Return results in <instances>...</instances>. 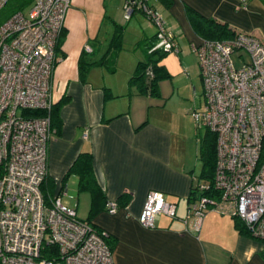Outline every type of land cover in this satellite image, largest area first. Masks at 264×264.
<instances>
[{
	"label": "crops",
	"instance_id": "obj_1",
	"mask_svg": "<svg viewBox=\"0 0 264 264\" xmlns=\"http://www.w3.org/2000/svg\"><path fill=\"white\" fill-rule=\"evenodd\" d=\"M257 1L174 0L171 8L158 0L147 4L160 14L177 48L179 42L193 48L204 39L193 29L187 7L264 41V8ZM126 3L73 0L68 13L67 35L51 90L53 104L68 98L60 109L62 125L49 146V176L55 182V195L67 196L69 185L74 183L78 195H90L91 208V194L80 192L79 177L69 173L80 154L90 153L97 182L108 201L120 204L117 213L103 210L92 220L110 234L115 264H264V243L242 235L232 216L212 208L204 216L190 212L188 199L201 170L196 172L202 132L197 131L195 141L186 139L191 142L186 145L159 114L160 106L148 104L146 109V100L155 98L130 88L137 64L145 59L143 49L135 45L157 35L159 28L138 11L130 20L124 13L121 20L120 11ZM105 16L127 27L117 71L109 73L96 67L82 82L79 59L83 50L91 52L93 43L97 61L111 44L115 29ZM122 70L125 81L116 76ZM104 88L110 89L113 99H106ZM150 191L162 192L177 210L175 217L160 214L154 227L145 228L139 218ZM125 194L130 199L124 205L119 200Z\"/></svg>",
	"mask_w": 264,
	"mask_h": 264
},
{
	"label": "built area",
	"instance_id": "obj_2",
	"mask_svg": "<svg viewBox=\"0 0 264 264\" xmlns=\"http://www.w3.org/2000/svg\"><path fill=\"white\" fill-rule=\"evenodd\" d=\"M9 1L0 0V13ZM148 1L140 7L159 28L158 48L177 50ZM72 5L73 0H34L28 16L18 12L0 23V264H115L108 232L81 221L62 196H44L55 133L48 116L22 115L51 109L57 43ZM125 10L129 19L133 9L127 4ZM193 50L205 107L192 115L199 129L216 135L215 186L222 199L217 205L198 197L190 212L204 216L212 207L240 218L264 243V41L240 31L231 40H203ZM176 210L162 192L150 191L139 221L152 228L158 215L175 217ZM107 211L117 213L116 202Z\"/></svg>",
	"mask_w": 264,
	"mask_h": 264
},
{
	"label": "trees",
	"instance_id": "obj_3",
	"mask_svg": "<svg viewBox=\"0 0 264 264\" xmlns=\"http://www.w3.org/2000/svg\"><path fill=\"white\" fill-rule=\"evenodd\" d=\"M166 8H171L174 0H158ZM245 4L249 0H243ZM264 4V0H260ZM32 3V0H10L7 6L0 13V23H3L7 19L11 18L14 14L18 12H24L28 5ZM142 0H137L132 3L131 0H127L126 5L132 7V15L135 12H142L151 22L150 15L140 7ZM150 10H155L153 7L149 6ZM188 16L191 20L192 27L204 40L208 41H225L235 38L240 31L231 27L228 23L221 22L217 19H206L201 16L196 11L192 10L190 7H187ZM131 17L127 20H130ZM105 20L114 25V34L112 37L111 44L108 48V51L104 56L95 61L96 51L92 46V51L89 52L87 49L83 50L81 57L79 59V75L82 82H86L88 73L93 68H102L109 73H115L118 68V57L121 51L124 50V36L127 30L125 25H121L112 20L109 16H105ZM159 33L153 37H147L139 41L135 47L142 48L145 54V59L140 61L134 73L132 74L129 80V86L131 89L137 90L139 95L150 96L155 99L161 98L160 84L164 79L171 77L170 72L166 66L162 63L163 59L168 56L171 52L165 51L163 48H158L159 45ZM67 31L66 28L63 29L59 36V40L56 48L57 57L60 56L61 48L66 39ZM175 40V37H174ZM176 42V41H175ZM58 64V59L56 66ZM201 76V73H200ZM105 97L108 100L114 98L109 88H104ZM68 102V98H64L58 104H52L50 110H27L22 112V115L26 118H44L48 116L51 120V126L54 133L56 129L60 128L62 121L60 118V109L62 106ZM198 128V127H197ZM202 129L198 128L199 134ZM206 130V129H205ZM58 132V131H57ZM216 135L212 132L206 130L204 135H201L200 139V149H199V162L201 164L200 174L195 178V184L192 188L191 195L189 197L190 206L195 203L198 197H204L219 205L221 203L222 195L220 191L215 186V176H216V167H217V158H216ZM71 174L77 175L79 177V191L88 192L91 194L92 202L89 212L90 222L95 228L96 227L92 220L103 210H107V205L109 203L107 196L99 183L97 182L94 167H93V156L90 153H82L79 155L75 163L70 169ZM204 185L205 189L200 191V187ZM44 196L48 198H53L55 196V182L48 175L44 185H43ZM130 196L125 194L119 201L121 204H127ZM120 209V204L116 203ZM189 206V208H190ZM212 208V207H211ZM236 223V228L242 235H249L250 230L248 226L244 223L243 220L237 217H233ZM252 237V236H251ZM107 243L113 251V242L111 241V236L107 238Z\"/></svg>",
	"mask_w": 264,
	"mask_h": 264
},
{
	"label": "rangeland",
	"instance_id": "obj_4",
	"mask_svg": "<svg viewBox=\"0 0 264 264\" xmlns=\"http://www.w3.org/2000/svg\"><path fill=\"white\" fill-rule=\"evenodd\" d=\"M34 0H32L33 3ZM252 0H249L247 4ZM257 1V0H255ZM254 2V1H253ZM32 3L24 10V14L28 16ZM257 4H261L264 8L262 1L258 0ZM125 8L121 9L119 18L122 20ZM264 18V17H263ZM261 22V21H260ZM262 33L264 36V26L262 25ZM178 51H171L162 63L166 64L171 77L164 79L160 87H162V98L146 100V109L148 104L160 106L159 114L167 118V122L171 129L177 132L178 135L185 140L186 145L191 144L188 138H193L195 141L196 133L198 131L196 122L193 117L195 110H202L205 107L204 87L200 76L199 57L197 52L193 50L190 44L179 42ZM237 67H241L242 63L238 61L237 56H234ZM245 59L248 60V56L245 55ZM130 61L132 59H129ZM118 78L122 76L125 81L124 71L118 72L116 75ZM154 109L153 111H156ZM202 135L206 132L205 129L201 130ZM193 141V142H194ZM196 143V142H195ZM194 146V144H193ZM197 161V160H196ZM201 169V164L197 163L196 172ZM70 191L67 196H62L63 203L77 211L78 218L81 221L88 220V213L90 210V195L82 193L78 195L77 186L73 184L69 185ZM75 188V190H74Z\"/></svg>",
	"mask_w": 264,
	"mask_h": 264
},
{
	"label": "water",
	"instance_id": "obj_5",
	"mask_svg": "<svg viewBox=\"0 0 264 264\" xmlns=\"http://www.w3.org/2000/svg\"><path fill=\"white\" fill-rule=\"evenodd\" d=\"M137 0H131L132 3L136 2Z\"/></svg>",
	"mask_w": 264,
	"mask_h": 264
}]
</instances>
